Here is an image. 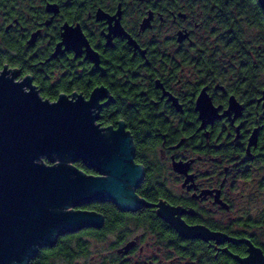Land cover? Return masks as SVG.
<instances>
[{"label":"flooded vegetation","instance_id":"af4514ba","mask_svg":"<svg viewBox=\"0 0 264 264\" xmlns=\"http://www.w3.org/2000/svg\"><path fill=\"white\" fill-rule=\"evenodd\" d=\"M234 3L0 0L2 51L36 87L39 78L69 94L103 87L97 122L124 125L143 171L135 193L150 196L137 194L148 206L135 211L112 203L120 213L108 225L97 213L98 227L63 235L74 238L66 262L245 264L255 249L264 257V49L220 24ZM65 29L77 43L62 44Z\"/></svg>","mask_w":264,"mask_h":264},{"label":"water","instance_id":"95a60500","mask_svg":"<svg viewBox=\"0 0 264 264\" xmlns=\"http://www.w3.org/2000/svg\"><path fill=\"white\" fill-rule=\"evenodd\" d=\"M256 1L264 14V0ZM62 37L64 45L78 41L67 29ZM105 95L99 87L87 98L62 93L49 101L29 75L0 70V264H29L58 237L98 227L101 216L80 209L89 203L108 201L122 211L148 206L135 193L143 171L124 125L97 122ZM254 251L243 262L264 264Z\"/></svg>","mask_w":264,"mask_h":264},{"label":"trees","instance_id":"16d2710c","mask_svg":"<svg viewBox=\"0 0 264 264\" xmlns=\"http://www.w3.org/2000/svg\"><path fill=\"white\" fill-rule=\"evenodd\" d=\"M239 1V0H238ZM244 3H238L235 0L234 7L230 5L231 10L223 15L219 19L220 24L226 31L230 32V37L233 39L242 38L240 35V30H245V44L248 42H259L262 49H264V14L260 9L256 0H243ZM244 22V23H243ZM258 41V42H257ZM248 62L249 59H246ZM251 64V60L249 61ZM4 66L8 68H15L20 72V77L31 75V72L28 69H25L22 62L16 61L14 57L2 51L0 48V70L3 69ZM37 85V89L39 90V94L43 99H48L49 101H55L59 94L68 95L73 88L65 89L62 86V83H56L54 85H49L44 81L43 78H39L35 81ZM81 89H78V92ZM82 94V93H81ZM82 96H88V93L82 94ZM135 149L138 151L137 143L134 141ZM137 162H140L136 160ZM44 163L49 164L46 160H43ZM76 168L85 173H89L80 162L74 164ZM137 194L149 200L150 196L143 191L140 193L137 191ZM82 208H86L95 213H99L105 217L107 221V225L110 221L111 216L119 214L120 212L116 209V207L110 202H93L87 206H83ZM74 240L72 236H63L60 237L56 246L54 247H45L39 250L37 255L30 260L29 264H51V260L53 259H63L64 261H69L74 255L72 251H66V248L69 243Z\"/></svg>","mask_w":264,"mask_h":264},{"label":"rangeland","instance_id":"374dc122","mask_svg":"<svg viewBox=\"0 0 264 264\" xmlns=\"http://www.w3.org/2000/svg\"><path fill=\"white\" fill-rule=\"evenodd\" d=\"M13 69V68H10ZM51 264H77V261H73L72 263H68L66 261H64L63 259H53L50 261Z\"/></svg>","mask_w":264,"mask_h":264},{"label":"built area","instance_id":"2783aa9c","mask_svg":"<svg viewBox=\"0 0 264 264\" xmlns=\"http://www.w3.org/2000/svg\"><path fill=\"white\" fill-rule=\"evenodd\" d=\"M13 69H15V68H13ZM20 79V78H19ZM71 94H73V93H71ZM71 94H69V96H71Z\"/></svg>","mask_w":264,"mask_h":264}]
</instances>
